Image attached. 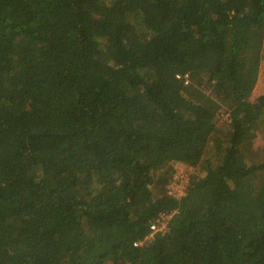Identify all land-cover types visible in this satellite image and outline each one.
Wrapping results in <instances>:
<instances>
[{"label":"trees","instance_id":"16d2710c","mask_svg":"<svg viewBox=\"0 0 264 264\" xmlns=\"http://www.w3.org/2000/svg\"><path fill=\"white\" fill-rule=\"evenodd\" d=\"M263 64L264 0H0V264H264Z\"/></svg>","mask_w":264,"mask_h":264},{"label":"rangeland","instance_id":"374dc122","mask_svg":"<svg viewBox=\"0 0 264 264\" xmlns=\"http://www.w3.org/2000/svg\"><path fill=\"white\" fill-rule=\"evenodd\" d=\"M256 88H264V64L261 67V74L259 76ZM215 125V128L219 133L227 134L230 132L228 113L224 108H221L218 111L215 118ZM260 140L261 137L257 136L255 142H258ZM196 173L200 174L201 170L198 168L195 169L193 167H188L183 163L175 162L173 164L171 183L169 185L170 192L176 195L182 194L185 188V183H187L189 178Z\"/></svg>","mask_w":264,"mask_h":264},{"label":"built area","instance_id":"2783aa9c","mask_svg":"<svg viewBox=\"0 0 264 264\" xmlns=\"http://www.w3.org/2000/svg\"><path fill=\"white\" fill-rule=\"evenodd\" d=\"M181 195V194H179ZM150 228L154 231L156 229L155 225L150 226Z\"/></svg>","mask_w":264,"mask_h":264}]
</instances>
